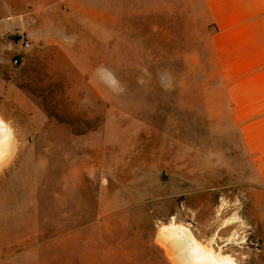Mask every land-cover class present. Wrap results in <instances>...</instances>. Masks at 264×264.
<instances>
[{
  "label": "rangeland",
  "instance_id": "374dc122",
  "mask_svg": "<svg viewBox=\"0 0 264 264\" xmlns=\"http://www.w3.org/2000/svg\"><path fill=\"white\" fill-rule=\"evenodd\" d=\"M63 1L0 0V117L14 134L0 149V264H183L161 238L170 223L264 264V194L202 5L197 22L175 6L145 22L128 16L144 0H114L119 22H86Z\"/></svg>",
  "mask_w": 264,
  "mask_h": 264
},
{
  "label": "crops",
  "instance_id": "0c3cea01",
  "mask_svg": "<svg viewBox=\"0 0 264 264\" xmlns=\"http://www.w3.org/2000/svg\"><path fill=\"white\" fill-rule=\"evenodd\" d=\"M78 2L85 9L86 22L120 21L119 3L114 0H64L65 11L71 14L73 3ZM199 4L222 93L264 194V0H164L159 4L144 0L142 9L134 4L128 16H143L149 22L146 17L152 16V7H164L153 13L162 17L175 6L188 9L191 21L197 22Z\"/></svg>",
  "mask_w": 264,
  "mask_h": 264
},
{
  "label": "bare ground",
  "instance_id": "6f19581e",
  "mask_svg": "<svg viewBox=\"0 0 264 264\" xmlns=\"http://www.w3.org/2000/svg\"><path fill=\"white\" fill-rule=\"evenodd\" d=\"M12 132V129L0 117V149L8 152L12 148L14 141ZM161 238L180 252L183 264H238L233 256L217 252L212 247L204 245L183 226L174 223L165 225Z\"/></svg>",
  "mask_w": 264,
  "mask_h": 264
},
{
  "label": "built area",
  "instance_id": "2783aa9c",
  "mask_svg": "<svg viewBox=\"0 0 264 264\" xmlns=\"http://www.w3.org/2000/svg\"><path fill=\"white\" fill-rule=\"evenodd\" d=\"M21 46H22L23 49H26L27 47H29V42H28L27 40H25V39H22ZM18 61H19V60H18V57H15V58L13 59V62H14L15 64H17Z\"/></svg>",
  "mask_w": 264,
  "mask_h": 264
}]
</instances>
